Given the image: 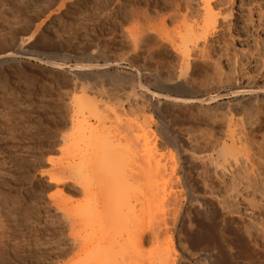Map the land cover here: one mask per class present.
<instances>
[{
  "label": "rangeland",
  "instance_id": "374dc122",
  "mask_svg": "<svg viewBox=\"0 0 264 264\" xmlns=\"http://www.w3.org/2000/svg\"><path fill=\"white\" fill-rule=\"evenodd\" d=\"M212 1L222 5V13L231 7L233 15L229 20H205L200 0H0V264H96L98 215L106 218L112 213L102 204L112 191L114 175L103 165L99 171L90 172L89 165L94 167L92 157L97 159V153L91 151L87 153L93 155V163L86 161L75 166V171L64 169L73 161L67 153V142L83 128L78 127L80 122L70 121L72 105L79 97H92V92L105 96V105L103 98L96 103L111 120L115 113H121L120 121L115 119L118 124L122 122L120 129H127V122L133 124L126 132L109 121L105 130L97 128L100 135L109 136L100 137L106 143V161L101 159L106 164L118 158L129 160L133 174L128 177L130 183L138 180L141 184L138 187L135 183L137 189L142 191L144 187L143 192L157 189L160 202L151 210L140 204L125 208L123 213L131 217V223L123 236L139 229L148 236L147 229L152 224L179 225L176 232L170 231L158 244L144 241L137 264H156L155 249L165 248L170 240L176 257L185 259V264H209L210 259V264H244L248 253L238 247L237 241L234 243L241 235L260 246L257 264H264V0H234L232 4L229 0ZM189 27L193 36L187 39L183 30ZM178 33L186 35V41ZM178 37L186 44L196 43L194 47L186 46L188 50L192 48L185 62L187 67L180 50L175 54V48L181 46H173L171 39L178 42ZM11 52L15 56L1 57ZM95 65H108L109 76L121 72L135 81L126 77V84H130L122 85L123 81L118 85L104 79L101 87L95 86L97 79L94 83L86 68ZM79 69L83 74L81 70L77 73ZM74 82H78V88ZM115 91L141 100L139 106L151 119L144 117L141 108L127 109L125 115L119 112L120 105L110 98ZM136 120L155 123L147 122L154 133L144 126L149 139L156 136L165 140L163 148L144 143V131L139 128L144 123L136 125ZM227 131L235 136L246 135V142L243 139L245 143L237 147L238 164L231 160L227 171H219L211 184L212 193L206 194L209 181L205 180L210 177L194 168L198 165L190 164L184 149L192 148V157L201 159L213 142L227 137ZM97 132L95 129L94 134ZM167 134L169 138L165 139ZM260 148L262 157L256 155ZM245 153L250 154V162L245 160ZM158 166L162 173L156 172ZM51 173L56 180H49ZM178 179V185L183 183L182 191L178 189ZM185 188L209 197L202 203V216L197 215L195 202L189 205L184 201L186 205L176 211L177 204L165 199L176 189L183 194ZM222 217L227 226L224 239L216 235L217 241L212 244L213 239L204 234L216 230ZM236 230L244 233L239 236ZM197 232L202 233L201 238ZM206 246L216 247L203 254L201 249ZM218 248L225 257L216 262L210 253H216ZM182 252L193 255L192 259ZM112 253L117 258H127L130 250L121 246ZM200 255L206 256L201 259Z\"/></svg>",
  "mask_w": 264,
  "mask_h": 264
},
{
  "label": "bare ground",
  "instance_id": "6f19581e",
  "mask_svg": "<svg viewBox=\"0 0 264 264\" xmlns=\"http://www.w3.org/2000/svg\"><path fill=\"white\" fill-rule=\"evenodd\" d=\"M215 1V0H214ZM233 1L234 0H229L228 1V3H230V4H232L233 3ZM200 2H201V7H202V9H203V14H204V18H205V20H212V21H217V18L218 17H221L220 19H228V18H230L233 14H232V9H231V7L230 8H228L224 13H222V11L220 12V7H219V5L220 4H218V2L216 3V2H213L212 0H200ZM220 6H222V5H220ZM220 8V9H219ZM218 20H219V18H218ZM229 20V19H228ZM229 24H230V22H229ZM228 24V25H229ZM187 26H188V24H187ZM185 28V27H184ZM192 30L190 29V27L187 29L186 28V31H184L183 30V32H185V34L187 33V39H189L191 36H193L192 35V32H191ZM180 32V31H179ZM194 32V31H193ZM181 33V32H180ZM179 34V33H178ZM180 35V34H179ZM189 35H191L190 37H189ZM176 36V35H175ZM181 37V40H185L186 38H185V36H184V34L182 35H180ZM182 37H184V38H182ZM173 39H175V38H173ZM173 39H171L172 41H173V43H174V45L172 44V42H171V45H173V46H175V47H177V46H181V48L179 49L178 47L177 48H175V49H177L176 50V52H175V54H178L179 52V50H180V55L182 56V58L185 60H181V61H184L183 63H184V65H186V67L189 65V64H185V62H188V59H189V52H191L190 51V49H192L191 47H189V50L186 48V46H188L187 44H191V46H193V45H195L196 43L195 42H193V43H187L186 44V42H182L181 40H179V37H178V39H176L178 42L180 41L181 42V44L180 43H178V42H174V40ZM183 40V41H184ZM186 41V40H185ZM188 41V40H187ZM175 43H177V44H175ZM195 43V44H194ZM185 46V47H184ZM190 46V45H189ZM204 46V45H203ZM183 47V48H182ZM194 47V46H193ZM196 47V46H195ZM199 47V46H198ZM174 47H172V48H170V49H173ZM203 48V47H202ZM198 49V48H197ZM200 49H201V47H200ZM194 50V49H193ZM196 51V50H195ZM194 51V52H195ZM201 50H199L198 52H200ZM207 51V50H206ZM206 51H205V53H206ZM174 52V51H173ZM197 52V51H196ZM204 52V51H203ZM200 53H202V51L200 52ZM7 54V53H6ZM4 55V56H1V57H3V59H5L6 57H13V56H15V53L14 52H11V53H8L7 55ZM192 54V53H191ZM199 54V53H198ZM207 54V53H206ZM17 55V54H16ZM181 56H180V58H181ZM195 56V55H194ZM197 56V55H196ZM199 56H202V54L201 55H199ZM203 57V56H202ZM201 57V58H202ZM191 58V57H190ZM200 58V57H199ZM177 59H179V58H177ZM203 59V58H202ZM1 60H2V58H1ZM190 62V61H189ZM88 65V64H87ZM94 65V64H93ZM83 66V65H82ZM73 67V66H72ZM71 67V68H72ZM75 67V66H74ZM85 68V67H84ZM88 70H89V73H88V76L89 77H93L92 78V81L94 80V83H95V80H96V83L95 84H97V85H95V86H100V85H102L103 84V80L105 79H108V82H109V80H112V81H115L116 83H118V85L119 84H121V83H123V81H125V83H123L122 85H129L130 84V82L128 83V84H126L127 82V80H126V77L128 78V76H124V74H121V72L119 73V72H117V73H114L113 75H110L109 76V74H110V72H107V70H108V65H95V66H90L89 68L88 67H86ZM183 68V67H182ZM189 68V67H188ZM73 69V68H72ZM75 69V68H74ZM93 69L95 70V72L93 71ZM184 69H186V70H188L187 68H184ZM76 70V69H75ZM80 70H81V74H83L82 73V69H79V70H77V73L78 72H80ZM130 70V69H129ZM91 71H93V72H91ZM123 71V70H122ZM183 71V70H182ZM76 73V72H75ZM85 73V72H84ZM109 73V74H108ZM183 73H185V71L183 72ZM87 74V73H86ZM129 75V74H128ZM84 76H85V74H84ZM124 76V77H123ZM182 76V75H181ZM88 77V78H89ZM108 77V78H107ZM130 77V76H129ZM83 78H85V77H83ZM130 78H132V79H130ZM130 78H128V79H130L131 81H133L134 79H133V77H130ZM86 79V78H85ZM125 79V80H124ZM88 80V79H87ZM89 80H91V79H89ZM130 80H128V81H130ZM179 80V82L181 81V82H183V80L181 79H178ZM221 80H223V79H221ZM107 81V80H106ZM135 81V80H134ZM227 81V80H226ZM84 82H89V81H84ZM105 82V81H104ZM176 82V81H175ZM220 82V81H219ZM224 82V81H223ZM91 83H93V82H91ZM141 83V82H140ZM140 83H139V85H140ZM177 83V82H176ZM175 83V84H176ZM112 84V83H111ZM180 84V83H179ZM224 84H226L225 82H224ZM230 84V83H229ZM74 85H75V88H78L79 86H78V82H74ZM83 85V83H80V86H82ZM94 85V84H93ZM221 85V84H220ZM223 85V84H222ZM222 85H221V87H222ZM227 85V84H226ZM174 86V85H173ZM185 86V85H184ZM224 86V85H223ZM263 86H264V84H263ZM101 87V86H100ZM182 86H180V88H181ZM126 88V87H125ZM183 88V87H182ZM189 88V87H188ZM264 88V87H263ZM218 89V88H217ZM236 89V88H235ZM256 89V88H255ZM121 90V89H120ZM125 90V89H124ZM184 90H185V88H184ZM225 90V89H224ZM122 91H123V89H122ZM122 91H115V92H113V93H111L110 94V98L111 99H113V100H116V102H117V104H118V111L119 112H122L123 113V115H125V112L127 111V109L128 110H130V109H133V110H135V109H140L141 108V110H139V111H143L144 109H142V107H140L139 106V103H140V101L139 100H137L135 97H133V96H131V95H121L120 94V92H122ZM187 91V90H186ZM235 91V90H234ZM251 91V90H250ZM249 91V92H250ZM259 91V90H258ZM258 91H255V92H258ZM222 92H223V90H222ZM221 92V93H222ZM226 92V91H225ZM225 92H224V94H225ZM122 93H124V92H122ZM220 93V94H221ZM232 93V92H231ZM238 93V92H237ZM92 94H93V96L92 97H88L87 95H85V96H82V97H79V98H77L75 101H74V104L72 105V109H73V114H72V116H71V118H70V121H71V123H74L75 121H77V122H80L81 124H80V126H78V127H83L82 128V131H80L78 134H75V135H71L70 137V139L68 140V142H67V145H66V149H67V153H68V155L72 158V162H70V163H67L66 165L67 166H65L64 167V169L65 168H67L68 170H70V171H72L74 168H76L75 166H78V165H82L83 163H85L86 161H87V163L86 164H89V162H92L93 161V159H94V167H92V165H89L91 168H90V170L92 169V171H90V172H96V171H99L102 167V165L105 167V168H107V170H110V172H112V175H114V179L112 180V191H111V193L109 194V196H108V198L106 197V199H104V201H103V204H102V206L104 205V207L105 208H107L108 210H112V213L108 216V217H106V218H103L101 215L102 214H99L98 215V222H97V226H96V233H95V239H94V243H95V245H94V250H95V252H96V255H97V258H96V264H137L138 262V260H137V257H138V254L140 253V247L143 245V242L145 241H148V242H150V243H153V244H158L159 242H160V240L164 237V236H166V234L168 233V234H170L171 232L170 231H172V232H174L175 230L177 231L178 229H179V225H176V223L174 222V225L172 224V227H168L167 225H164V226H161L160 224H152V225H150L149 227H148V229H147V232L149 233V235L147 236V235H145L144 234V230L143 229H139V230H136L135 232H133L131 235H128L127 237H124L123 235V230L125 229V227L126 226H128L130 223H131V217H129V215L127 216V214H124L123 213V211H124V209L125 208H127V207H132V206H135V205H137V204H140L141 206H143V207H145L147 210H151V208L153 207V206H155V207H157L158 205H160V202L158 201V199L156 198L157 197V194L158 193H156V191H157V189H156V191H151L152 189L150 188V189H146V190H148L147 192H143L144 191V187H143V189H142V191H141V189L139 190V189H137V184H138V180H136V182H133L132 181V183H137V184H135V186H134V184H132V183H130V179H128V177L130 176V175H133V174H131V169H130V165H128V163H127V161H129V160H124V159H120V158H118L119 159V161H117V159L115 160L114 159V161H110V160H107V164H106V162H103L105 159H106V157H104L103 155H104V149H103V146H104V139L105 138H108L109 136H106V133H103V131H102V133L103 134H99V133H101L100 131L99 132H97V128L98 127H102V129H104V127H105V124H107V122L109 121V122H116V125L118 126V128L120 127V125H121V123L120 124H118V121H116L117 119H118V116L119 115H121V113L118 115H116V113H115V118L114 117H112V118H114V120H111V118L108 116L109 115V113L107 114V113H105L104 112V110L103 109H101L100 108V106H99V103H96V100H100V101H102V98H103V103L107 100H105L104 101V97L105 96H103V94H101V93H97L96 94V96L98 97V99H97V97L95 96V93H93L92 92ZM106 95V94H105ZM137 95V94H136ZM216 95V94H215ZM223 95V94H222ZM108 96V95H107ZM106 96V97H107ZM224 96V95H223ZM261 96H264L263 94L261 95ZM216 97V96H215ZM96 98V99H95ZM122 98H123V100H122ZM138 98V97H137ZM182 98V97H181ZM109 99V98H108ZM184 99V98H183ZM244 99V98H243ZM239 100V99H238ZM248 100V99H247ZM250 100V99H249ZM110 101V100H109ZM108 101V102H109ZM119 101H120V104H119ZM115 102V101H114ZM251 102V101H250ZM100 103H102V102H100ZM107 103V102H106ZM259 103V102H258ZM243 104V103H242ZM103 105V104H102ZM104 105H105V103H104ZM141 105H143V108H145L144 107V104H141ZM235 105V104H234ZM233 105V106H234ZM238 105V104H237ZM247 105H248V102H247ZM258 105V104H257ZM245 106V105H244ZM243 106V107H244ZM102 107V106H101ZM240 107V106H239ZM248 107V106H247ZM261 107V106H260ZM241 108V107H240ZM245 108V107H244ZM117 109V108H116ZM243 109V108H242ZM106 110H107V108H106ZM107 111H109V110H107ZM117 111V113H119ZM135 111H138V110H135ZM145 111V110H144ZM144 111H143V115H144ZM247 111V110H246ZM260 111H262L261 109H260ZM110 112V111H109ZM114 112V111H113ZM141 112H140V114H141ZM146 112V111H145ZM237 112V111H236ZM241 113V112H240ZM243 113V112H242ZM246 113V112H245ZM113 114V113H112ZM111 113H110V115H112ZM128 114V113H127ZM244 114V113H243ZM79 117H81V118H79ZM144 117L148 120L149 118H147V117H149V116H145L144 115ZM143 117V118H144ZM240 117V116H239ZM242 117H245V116H241V118ZM138 118V117H137ZM143 118H141V120L143 119ZM116 119V120H115ZM151 119V118H150ZM149 119V120H150ZM119 120V119H118ZM137 121L136 120V125H137V123L138 122H141L142 124H143V126L145 125H147L148 126V128L150 127L149 125H148V123L147 122H149V121H145V122H142V121ZM231 120V119H230ZM120 121V120H119ZM144 121V120H143ZM254 121V120H253ZM252 121V122H253ZM150 122H152L153 123V121H150ZM150 122H149V124H150ZM165 122V121H164ZM252 122H250V123H252ZM129 125H133V124H130V122H127ZM256 123V122H255ZM139 124V123H138ZM153 124H155V123H153ZM161 124V123H160ZM238 124V123H237ZM241 124V123H240ZM239 124V125H240ZM253 124H254V122H253ZM129 125H128V127H129ZM136 125H134V126H136ZM140 125V124H139ZM138 125V126H139ZM152 125V124H151ZM165 125V124H164ZM126 126H127V124H126ZM143 126H139V128H141V129H143V134H144V136L142 137L141 135V139L142 138H144L143 140H144V143H148L149 145H153L154 147L156 146V144H158V146L160 147H162L163 145V143L164 144H166V142H165V140H163V139H157V138H155L156 136H154L151 140L148 138V132H152L151 131V129H150V131H146V127L144 126V128H143ZM233 126V125H232ZM243 126V125H242ZM127 127V129L129 130V128ZM237 127H238V125H237ZM117 128V127H116ZM159 128V127H158ZM95 129H96V132L98 133V135H97V133H95L94 134V132H95ZM120 129V128H119ZM121 129H123V126H122V128ZM120 129V130H121ZM124 129H125V127H124ZM123 129V130H124ZM127 129H125V132L127 131ZM234 128H232L231 127V130L232 131H234L233 130ZM237 129V128H236ZM241 130L243 129V127L242 128H240ZM86 130H87V134H86ZM105 130V129H104ZM118 130V129H117ZM122 130V131H123ZM131 130V129H130ZM139 130V129H138ZM227 130V129H226ZM230 130V129H229ZM237 130H239V128L237 129ZM252 130V129H251ZM254 130V129H253ZM232 131H227V133H228V135H227V137L226 138H224V139H222L221 141H217V140H220V138H221V136H220V138L218 139L217 138V140H215V141H217L216 143L215 142H213L214 143V145H213V147H211V150L210 151H208L209 153H207L206 155H204L201 159L200 158H194V157H192L193 155H192V153L191 152H189L190 151V149H192V148H190L189 150L188 149H184V148H182V149H184L185 150V152L183 153V155H186V157L188 158H186L187 160H189V162H190V164L191 165H193V166H197V167H194L195 169L196 168H199V170H200V174H206V177H210V179L209 180H207V178H206V182L207 181H209L208 183H207V185H206V187L207 188H205V189H207V192H206V194H208V192L209 193H212V189H213V186L211 185V184H213V179L216 177H218V174H219V171H222V172H224V171H227L230 167H231V165H230V162H234L235 164L238 162V160L239 159H237V155H239L237 152L239 151L238 150V148L237 147H239V145L240 144H242V143H245L246 141V138H245V136L243 135V136H235V135H232V133H230V132H232ZM250 131V130H249ZM139 132V131H138ZM155 131H153V133H154ZM244 132V131H243ZM243 132H240V135H242L241 133H243ZM252 132V131H251ZM121 133V132H120ZM152 133V135H154ZM239 133V132H238ZM249 133V132H248ZM158 134H160V133H157V136H158ZM234 134H235V132H234ZM237 134V133H236ZM243 134H246V132L245 133H243ZM168 135V134H167ZM179 135V134H178ZM222 135V134H221ZM251 135H253V134H251ZM250 135V136H251ZM102 136H106L105 138H100V137H102ZM126 136H128V135H126ZM139 136V135H138ZM137 136V137H138ZM139 136V137H140ZM163 136V135H162ZM249 136V135H248ZM131 137V136H130ZM139 137L137 138V140L139 139ZM150 137V136H149ZM159 137V136H158ZM176 137V136H175ZM211 137V136H210ZM213 137V136H212ZM211 137V138H212ZM224 137V136H223ZM222 137V138H223ZM169 138V135H168V137L167 138H165V139H168ZM172 138V137H171ZM248 138H250V137H248ZM126 139V138H125ZM131 139V138H130ZM243 139H244V141L245 142H242L243 141ZM135 140V139H134ZM136 140V141H137ZM150 140V141H149ZM171 140H173V138L171 139ZM175 140V139H174ZM189 140V139H188ZM187 140V141H188ZM253 140V139H252ZM103 141V142H102ZM129 141H131V140H129ZM133 141V140H132ZM140 141V140H139ZM139 141H137L138 143H139ZM210 141H211V139H210ZM209 141V142H210ZM213 141V140H212ZM249 141H251L250 139H249ZM143 142V141H142ZM184 142V141H183ZM189 142V141H188ZM191 142V141H190ZM133 143H136V142H133ZM138 143H137V145H138ZM175 143V142H174ZM240 143V144H239ZM141 144V143H140ZM145 144V145H146ZM167 144H169V143H167ZM180 144V143H179ZM187 144V143H186ZM186 144H182V145H185L186 146ZM212 144V143H211ZM216 144V145H215ZM260 144V143H259ZM258 144V145H259ZM105 145H106V143H105ZM135 145V144H134ZM136 145V146H137ZM142 145V144H141ZM187 145H189V144H187ZM191 145V144H190ZM244 145V144H243ZM246 145V144H245ZM109 146V145H108ZM144 146V145H143ZM157 146V147H158ZM181 146V145H180ZM207 146V145H206ZM211 146V145H210ZM105 147V146H104ZM139 147V146H138ZM158 147V148H159ZM177 147V146H176ZM179 147V146H178ZM188 147V146H187ZM240 147H242L241 145H240ZM247 147V146H246ZM259 147H261V145H259ZM145 148V147H144ZM153 148V147H152ZM157 148V149H158ZM163 148V147H162ZM189 148V147H188ZM209 148V147H208ZM207 148V149H208ZM248 148V147H247ZM106 150H107V148H105ZM146 149V148H145ZM148 149V148H147ZM150 149V148H149ZM148 149V150H149ZM85 150H89V151H85ZM105 150V151H106ZM144 150V149H143ZM151 150V149H150ZM188 150V151H187ZM209 150V149H208ZM244 150H245V148H244ZM91 151V153H93V152H95V153H93V154H96V158L97 159H95L94 157H92L93 159H92V161H91V156H93V155H91L90 153H87V152H90ZM154 151V150H153ZM246 151H248V150H246ZM108 152V151H107ZM193 152V151H192ZM252 153V152H251ZM84 154V155H83ZM119 155V154H118ZM245 155L247 156L246 158H245V156L244 155H241V156H244V158H245V160H248L249 162H250V158L249 157H251L250 156V154H247V153H245ZM256 155L258 156V157H262L263 155H262V150H261V148L259 149V151H257V153H256ZM95 156V155H94ZM253 156V155H252ZM196 157V156H195ZM254 157V156H253ZM253 157H252V159H253ZM101 158H105L104 160L103 159H101ZM238 158H240V157H238ZM249 158V159H248ZM240 159H242V158H240ZM251 159V160H252ZM90 160V161H89ZM125 162H124V161ZM232 160V161H231ZM103 163H105V165L104 164H101L102 162ZM106 161V160H105ZM109 161H110V163H109ZM92 162V163H93ZM97 162H99V164L97 163ZM232 162V163H233ZM96 163V164H95ZM126 163H127V166H126ZM231 163V164H232ZM91 164V163H90ZM125 165V168H123L124 167V165ZM131 164V163H130ZM238 164V163H237ZM134 165V164H133ZM132 165V166H133ZM160 165V164H159ZM190 165V166H191ZM229 165H230V167H229ZM135 166V165H134ZM162 166V165H161ZM177 165H173V167H176ZM184 166V165H183ZM63 167V166H62ZM61 167V168H62ZM88 167V166H87ZM103 167V168H104ZM156 167H157V164H156ZM227 167H229V168H227ZM100 168V169H99ZM104 168V169H105ZM133 168V167H132ZM153 168V167H152ZM158 168H159V170H157L156 172H158V171H160V170H162V168H163V166H162V168L160 167V166H158ZM161 168V169H160ZM168 168V167H167ZM177 169H178V167H176ZM53 169V168H52ZM136 169V168H135ZM137 169H138V167H137ZM140 169V168H139ZM103 170V169H102ZM141 170V169H140ZM174 170V169H173ZM198 170V171H199ZM58 171V170H57ZM60 171H63L62 169H60ZM74 171H75V169H74ZM163 171L165 172V170H164V168H163ZM176 171V170H175ZM188 171V170H187ZM189 171H191V170H189ZM139 172H141V171H139ZM161 173H162V171H160ZM64 173V172H63ZM71 173V172H70ZM74 173V172H73ZM135 173V172H134ZM137 173H138V171H137ZM159 173V172H158ZM168 173V172H167ZM188 173V172H187ZM175 174H176V172H175ZM174 174V175H175ZM136 175V174H135ZM171 175V174H170ZM207 175H209V176H207ZM48 176H49V174H48ZM141 176V175H140ZM191 176V175H190ZM138 177H139V174H138ZM179 177V176H178ZM55 178H56V176H55ZM55 178H53V176H52V173L50 174V176H49V180L50 181H53V180H56ZM130 178V177H129ZM134 178V177H133ZM140 178V177H139ZM138 178V179H139ZM141 178H142V176H141ZM129 181H128V180ZM132 179V178H131ZM185 179V178H184ZM188 179V178H187ZM192 179V178H191ZM180 179H178V180H176V181H178L177 182V185H178V183L180 182L179 181ZM129 183H128V182ZM141 181V180H140ZM176 181H174V182H176ZM182 181H186V180H182ZM173 182V183H174ZM205 182V183H206ZM185 183V182H184ZM141 183H139L138 184V187H139V185H140ZM183 183H181V184H179L178 186H179V188L178 189H180L181 191H182V189H181V187L182 186H180V185H182ZM189 184H190V182H189ZM175 186H176V183L174 184ZM174 185H172V187L171 188H174L173 186ZM83 186V185H82ZM184 186V185H183ZM141 187V186H140ZM184 187H186L187 188V185L186 186H184ZM176 188V187H175ZM185 188V191H184V193L183 194H181V191H177V189H176V191H174V192H171L172 194L170 195L169 193L170 192H168V196H170L169 198H168V196L165 198V199H168L169 201L171 200V202H172V204L174 203V204H177V210L176 211H178V207L179 208H183L186 204L184 203V201H186L188 204L189 203H191V204H193L194 202L195 203H197V205L195 206V207H198V209H200V210H198L197 209V215L198 216H200L201 214H202V210H203V205H202V203H204L205 201H208L207 199L209 198V197H207L206 195H203V196H200V194H199V196L198 195H196L197 193H195V192H193V191H191V190H189V189H186ZM184 189V188H183ZM145 190V191H146ZM189 190V191H188ZM160 191V190H159ZM169 191V190H168ZM171 191H172V189H171ZM165 193H167L166 191H164ZM204 192V191H203ZM165 195V194H164ZM181 196H183V198H181ZM162 198V197H161ZM161 198H160V200H161ZM162 200H164L163 198H162ZM165 201V200H164ZM167 201V200H166ZM167 202V203H170V202ZM162 203V202H161ZM166 203V202H165ZM166 203V206L168 205ZM207 203V202H206ZM171 203L169 204V206H171L172 205ZM191 204H189V205H191ZM205 204V203H204ZM161 205H165L164 204V202L161 204ZM168 206V207H169ZM188 206V205H187ZM170 208V207H169ZM173 208H175L174 206H173ZM173 208L171 207V209L173 210ZM176 209V208H175ZM174 209V210H175ZM185 209V208H184ZM180 211H181V209H180ZM174 212V211H173ZM214 212V211H213ZM176 214H177V212H176ZM204 214V213H203ZM202 216V215H201ZM204 216V215H203ZM137 216H134V218H136ZM205 217V216H204ZM209 218V217H208ZM199 219V218H198ZM221 220H223L222 221V223L221 224H219L218 223V227L216 228V230H215V228L214 229H212V230H209L206 234H204V235H206V237H208L209 239L211 238V239H213V241L211 242L212 244H215L216 243V235H219L220 236V238L221 239H224L223 237L225 236V228L227 227L226 226V221H224L225 219H223V217H222V219ZM176 221V220H175ZM180 222V221H179ZM228 222V221H227ZM199 224V223H198ZM198 229V228H197ZM236 229H238V228H236ZM181 231L183 230V229H180ZM175 231V232H176ZM185 231V230H184ZM205 231V230H204ZM228 231V230H227ZM237 231V233H238V230H236ZM240 231V230H239ZM170 232V233H169ZM241 232V231H240ZM243 232V231H242ZM244 233V232H243ZM243 233H238V235L240 236V234H243ZM197 235L201 238V236H202V233H200V232H197ZM196 235V236H197ZM237 235V236H238ZM241 236H243V235H241ZM236 237L237 239L235 240L233 237V239L235 240V242L234 243H237L238 242V247H240V248H244L245 250H246V252L248 253H246L247 254V256H245L244 257V264H257L258 263V260H259V258H258V256H257V254H258V252H260V246H258V245H255L254 244V241H252L249 237L247 238V237ZM180 237V236H179ZM168 238H170V237H168ZM203 238V237H202ZM207 238V239H208ZM230 238H231V236H230ZM227 239V238H226ZM168 240H170V239H168ZM229 240V239H228ZM231 240V239H230ZM171 241V240H170ZM170 241H168L167 242V246L165 247V248H157V249H155L156 250V264H185L186 262H184L185 261V259H184V261H182L181 259H178L176 256H177V254H176V252H175V250L172 248V245H171V243H172V241L170 242ZM209 241V240H208ZM211 241V240H210ZM209 241V242H210ZM222 241V240H221ZM237 241V242H236ZM144 242V243H145ZM220 242V241H219ZM198 243V242H197ZM222 243V242H221ZM224 243V242H223ZM231 243L233 244V241H231ZM204 244V243H203ZM202 244V245H203ZM225 244V243H224ZM234 245V244H233ZM121 246H123V247H125L126 249H129L130 250V254H129V256L126 258V257H122V258H117V257H115L114 255H113V250L116 248V247H121ZM205 246V245H204ZM203 246V247H204ZM211 246V245H210ZM210 246H206L205 248H203V249H201V250H203L204 251V253L203 254H205L206 252H212L211 250L214 248V247H216V246H213V248L212 247H210ZM195 247H196V245H195ZM235 247H237V246H235ZM201 248V247H200ZM239 248V249H240ZM197 249V248H196ZM188 250V249H187ZM240 250H242V249H240ZM244 250V251H245ZM183 251H185V249H183ZM222 250H220L219 248H218V251H216V253H210L211 255H212V257H213V259L217 262L218 260H220L221 258H224L225 256H223L224 254H222V252H221ZM188 252V251H187ZM183 253V255L187 258V259H192V257H193V255H192V257L189 255V254H187L186 252H182ZM185 253V254H184ZM194 254V253H193ZM233 254V253H232ZM206 256V255H205ZM205 256L204 255H200V258L201 259H203V258H205ZM210 256V255H209ZM244 256V255H243ZM185 257H183V258H185ZM211 258V257H210ZM186 259V260H187ZM205 260V259H204ZM209 260V259H208ZM222 260V259H221ZM210 261H211V259H210ZM210 261L208 262L209 264H210ZM205 262V261H204ZM213 262V261H212ZM220 262V261H219ZM234 263V262H233ZM188 264V263H187ZM230 264V263H229Z\"/></svg>",
  "mask_w": 264,
  "mask_h": 264
}]
</instances>
